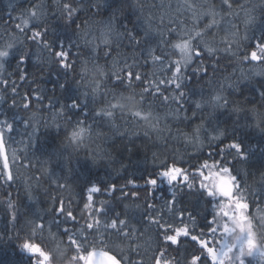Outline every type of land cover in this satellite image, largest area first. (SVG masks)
I'll use <instances>...</instances> for the list:
<instances>
[{
	"label": "snow or ice",
	"instance_id": "snow-or-ice-1",
	"mask_svg": "<svg viewBox=\"0 0 264 264\" xmlns=\"http://www.w3.org/2000/svg\"><path fill=\"white\" fill-rule=\"evenodd\" d=\"M105 3L106 0H73V2H69V0H63V2L62 0H53L55 7L51 11V17L62 21L65 28L72 32V38L65 42L54 38L52 35L54 33L53 28L51 32L49 31V12L44 0H37V2L29 4L27 8L20 7L16 0H8L5 9L8 21L13 19V14L15 13V19L18 21L15 24V28L20 33H25L26 29L31 32V35L27 38L33 41L36 46V51L33 55L34 63L37 65V72L51 71L52 66L57 65L62 70L55 74L57 76L58 89L62 92L74 90L75 98L69 104L60 103L58 99L46 96V90L41 88L39 91L33 89L31 93H25L21 97V103L18 105L15 99L18 95L17 86L15 81H12L11 92L13 99L8 110L4 109V105L7 103L5 95H0V149H2L0 158L3 160L2 168H0V183L11 184L16 179L13 169H17L19 166L35 168L40 172V166L43 162L34 153L31 156L25 153L21 157L13 149L10 166L9 156L5 151L6 134L12 133L14 125L18 122L24 124L25 127H32L28 147L33 149L39 133V129L36 126L37 122L34 119L30 117L25 119L15 111H11V115H9L11 109L22 107L24 110H31L34 108L40 112L45 107L44 101L47 100L46 107L52 111L53 120H56L57 116L64 117L69 125L79 127L82 131L87 129L97 139H102L104 144H107L112 139L103 130L104 127L109 128L115 135L132 137L127 127L121 131L117 125L115 105L110 97L103 95V93H100L99 97H97L88 90L79 87L77 81L81 80L82 77L76 71L80 63L87 59H91L94 63H100L96 54L97 46L93 43L96 37L91 33L93 27L99 29L103 37L101 43L107 46L105 51L106 60L114 61V58L111 57V52L114 50L112 45L115 43L118 47L120 41L127 36L134 46H140V53L145 62L150 60L154 65L159 64L161 69L165 67L171 69L170 76L167 79H160L158 83L153 82L151 85L146 83V86L140 91L143 101L145 100L144 94L150 93L160 98L167 109L166 111L155 113L149 111L147 114L155 117L158 132L159 144H153L156 149L152 154L153 160L160 158L159 151L162 148H167L169 142L173 141L183 143L185 146L190 145L194 149L202 148L206 141L208 143L218 141L221 145L227 142L226 146L217 153L220 160L218 162L213 161L211 165L218 172H227L232 180L231 196L217 195L214 189L208 187L212 178L209 175V162L207 160L194 170L191 177L183 167L177 166L173 162L171 166L165 163L158 173L149 174L144 179V187L150 194L157 189L161 182L169 186L171 194L165 201V206L169 212L174 211V206L178 203V196L184 195L196 196L201 199L207 198V202L211 204L213 209L211 218H206L207 236L203 235L204 228H201V234H196L189 229V225L184 222L186 210L178 211L176 214V219L182 226L164 221L156 215L147 216L149 223L157 225L159 237L162 241V245L158 243L152 250L154 264H173V262L175 264H181V262L182 264H253V261L256 264H264V247L261 246L259 238L255 241H250L247 233L239 235L226 233L224 232V225L218 223V216H224V224L230 223L227 216L220 211V207L230 200H236L247 205L248 212L246 216L259 225L260 219L264 218V171H260L258 174L249 173L246 166L236 167L237 163L247 161L248 153L255 151V149L250 147L246 150L229 129L216 125L215 115L217 112L227 109L234 117V127L254 129L260 134H264V118H257L258 113L255 107L245 108L238 102L231 101L228 95L225 94L223 86L207 96L202 94L196 99H191L189 96V84L187 83V81L195 78L198 73H206L208 70L202 59L191 67L192 75H188L189 67L193 65L194 59L202 56V52L207 54L204 59H217V63L218 57L223 54L232 60H240L242 64H246L248 74L246 75L241 71L240 77L245 82H252L253 76H264V72L256 71L257 68H264V0H260L259 4L252 3V0H244V3L236 6L244 13L243 35H240L238 25L233 19L239 14L234 8V0H221V8L207 3H198L195 0H179L177 11L189 14L193 27L191 29L181 28L180 39L172 44V48L179 52V58L175 60H167L163 54H157V49L161 45L168 44V41L163 39V35L158 31V28L153 27V15H149L146 19L143 18L145 5L142 0H124V6L114 10L112 16L108 19L99 16V10ZM152 7L155 8L157 6L153 4ZM159 7L164 8V5L161 4ZM128 10L136 13L137 21L141 24L142 34H137L133 29H128L126 26L122 31L118 26L119 18ZM81 13H90V15H87L83 23H77ZM165 15H167L170 24L177 23L176 19L168 14L167 9H165V14L160 17L161 21H163ZM97 16H99V19H96ZM203 17H210L211 19L203 28H197L196 22ZM220 33L223 34L221 35ZM90 35L92 36L91 40L88 39ZM138 36H140V39H137ZM237 36H242V41L236 42L235 37ZM193 41H196V43L194 44ZM21 44H23V41H21ZM85 48L89 49L88 55H83ZM242 48L251 49V51H246L241 56ZM13 53L17 54L16 62L18 68L25 65L30 55L24 47H16L12 42L0 46V84L5 89H7L9 80L3 78V73L5 72L7 61ZM135 65V59L131 64L125 60L119 68H117V62L104 64L109 71L105 81L98 88L103 89L105 92L117 87H120L121 91L136 90L135 82L146 81V78L142 77L139 72L133 71ZM213 69L215 70V66H213ZM25 79L26 74L22 72L20 80L23 81ZM35 82V79L31 80V83ZM161 85L167 86L163 92ZM228 87L235 90V88L239 87V84H236L235 87L229 84ZM93 91L95 92L96 90ZM260 95L262 101H264V91H261ZM189 101L193 106L192 117L197 114L201 117L199 123L192 125L191 132L187 131L189 125L186 123L190 119L187 115L188 109L185 107ZM173 103L176 105L175 108L172 107ZM181 112L184 113L183 116H181ZM253 113L256 115H253ZM145 115V113L141 112L131 116V123L141 121L145 118ZM89 120L91 122L86 123ZM127 123L129 121L125 120V124ZM53 126L54 129L63 131V137L67 135V128L59 123H54ZM204 134H207V136ZM55 156L63 161L66 175L61 178L53 175L51 170L46 178H51V182L60 190H63L69 184L78 189L77 185L69 181V177L72 174V165L78 158H73L70 154L60 152L59 148ZM95 156V152L91 156L85 154V159L90 160L92 165L95 166L97 165ZM228 157L231 159H227ZM114 161L115 159L108 166L111 167L115 176L120 177L127 166L121 163L117 167ZM241 174L247 178L251 176L252 179L256 180V183L249 184L246 180L241 182L238 179ZM36 180L39 181L40 176H37ZM129 186L132 188L140 187L135 180L130 178L124 179L123 185L119 188L116 183L111 181L103 185L98 183L87 185L82 190V192H86V202L83 207L88 204L92 206L93 211L89 213L90 222L80 224L79 227H75L74 223L75 231H73L68 227V224L69 222L78 223V220L73 211L70 210V202L69 206L66 207L64 200L61 199L58 207L45 209L32 196L31 186L26 185V191L29 193L28 201L33 206L30 212L26 211L22 204H17L11 198L7 200L10 222L13 228H19V232L22 234L16 237L19 240L18 248L20 250L17 255V264H25V257H27V264H42L41 255L30 251L29 248L35 246L43 251L45 245L37 243L36 240L38 237L43 238L45 232L49 236L66 237L67 244L73 247V258L78 259L79 264H86L88 257H92V264H144L142 258H138L135 261L131 258L132 253H135L137 257L140 255V244L137 236L139 229L134 226L126 215L121 218V214L111 205L110 200H100L99 206L94 204L93 194L100 193L102 189L110 198H114L113 194L119 191L121 197L130 195L133 199H137L139 197L138 191L131 193L125 191ZM147 207L151 209L154 205L149 203ZM253 207L256 208L255 214L250 212ZM233 214L235 213L233 212ZM187 216L190 221L195 222L196 216L193 212L187 211ZM25 218H29L31 222L39 227V235L30 237L23 231L21 225ZM141 219H144V217H141ZM53 226H55V232L52 230ZM85 227L89 230L88 233L85 232ZM93 230L101 235L108 230H112L119 237L127 239V254H121L118 258L116 254H110L109 251H97L94 247L84 254L83 250L87 236L94 234ZM182 237L185 239L182 240ZM2 239L3 236H0V240ZM133 241H136L134 246ZM187 241L194 242L193 247H198V250L191 251L181 261L172 253H179L180 248ZM217 245L219 246L217 247ZM185 252L188 253L187 248H185ZM101 257H103L102 260L100 259Z\"/></svg>",
	"mask_w": 264,
	"mask_h": 264
},
{
	"label": "trees",
	"instance_id": "trees-1",
	"mask_svg": "<svg viewBox=\"0 0 264 264\" xmlns=\"http://www.w3.org/2000/svg\"><path fill=\"white\" fill-rule=\"evenodd\" d=\"M37 0H16V3L23 8H27L29 4L35 3ZM63 2V0H62ZM73 2V0H69ZM198 3H207L214 5L217 8H221V0H195ZM44 3L49 12L48 26L51 32L52 28L54 33L52 35L56 40H63L65 42L72 38V32L65 28L62 21L56 20L51 17V11L54 9L53 0H44ZM145 7L144 19L149 15H153L152 24L154 28H158V31L162 33L163 39L168 41V44L161 45L157 49V54H163L167 60H175L179 58L178 50L172 48V44L176 43L179 39V33L181 28L191 29L193 22L189 14L181 13L177 11V5L179 0H142ZM244 3V0H234V8L239 13L238 16L233 17L234 22L238 25L240 35H243L244 26L243 19L244 13L236 6ZM252 3L259 4L260 0H252ZM8 0H0V46L5 43L12 42L16 47H24L29 52V58L26 60L25 65L17 67V54L13 53L6 64L3 78L9 80L7 89L0 84V95H5L7 103L4 105V109L8 110L9 105L12 103L13 94L11 92L12 81H15L17 86L18 95L15 97L17 104L21 103V97L25 93H31L33 89L39 91L41 88L46 90V96L50 98L58 99V102L69 104L75 98L74 90L62 92L58 89L57 72H61L57 65H53L51 71H44L43 73L37 72V65L34 63V53L36 46L33 41L27 37L31 35V32L26 29L25 33H20L15 24L18 22L15 19V13L13 19L8 21L6 15V7ZM155 4L157 7H152ZM163 4L164 8H160L159 5ZM124 6V0H106V3L99 10V16L104 19H108L112 16L114 10L120 9ZM248 6V5H246ZM165 9L168 10V14L172 15L177 23H171L167 19V15L163 21H161V15L165 14ZM89 14L81 13L77 23H83ZM99 16L96 19H99ZM210 17H203L196 22L197 28H203L210 21ZM182 21V24H181ZM180 25V26H178ZM118 26L123 31L126 26L128 29H133L137 34L141 33V24L137 21L136 13L128 10L124 12L118 20ZM31 27V25H30ZM92 35L96 37L93 43L97 46L96 54L99 57L100 63H94L91 59L82 61L77 67L76 71L82 77L77 81V84L82 89L88 90L91 94L99 97L100 93L110 97L112 103L115 105L116 123L120 130L123 131L126 127L131 133V138L127 135L120 136L113 134L109 128L104 127L103 130L107 132L112 139L104 144L102 139H97L96 136L90 133L87 129L81 130L79 127L69 125L64 117L57 116L56 120L52 118V111L49 110L47 100L44 101L45 107L42 111L38 109L24 110L22 107H17L9 111H15L19 116L28 119L29 117L37 122L39 133L33 149L28 147L29 136L32 132V127H25L22 123L14 125V131L10 134H6L5 151L9 156V163L11 166V152L16 150L18 156L23 157L25 153L29 156L34 155L42 159L40 166V172L35 168H27L19 166L17 169H13V174L16 179L11 184L0 183V236L3 239L0 240V264H17L18 254L20 252L18 248L19 240L16 239L18 235H22L19 232V228H13L10 222V214L7 208V200L11 198L17 204H22L26 211L32 210V205L28 201V191H26V185L31 186V194L38 201L41 207L55 208L59 206L61 199L64 200L65 206H69L70 210L77 217L78 223L69 222L68 227L75 231V227H79L80 224H87L89 221V213H92L93 209L91 204L85 205L86 192L82 190L91 183L105 184L109 181L117 184L118 188L124 183V179L130 178L135 180L140 187L132 188L129 186L125 191L139 192V197L133 199L130 195L121 197L119 191L113 194L114 198L107 196L106 192L94 193V204L99 206L100 200H110L111 205L121 214V218L126 215L129 220L139 229L137 236L140 244L139 257L135 253H132V260L142 258L144 264H154L152 259V250L157 244L162 245V241L159 237V229L154 223H149L147 216L156 215L164 221L175 223L177 226L180 222L176 219L178 211H185L184 222L189 225V229L196 234H201V228L205 231L203 235L207 233V220L211 218L212 207L207 202V198H199L196 196H178V203L174 206V211L169 212L165 206L166 198L170 196L169 186L161 182L157 189L149 193L144 187V179L149 174L158 173L165 163L171 166L173 162L177 166L183 167L190 175L196 168L200 166L205 160L209 162L208 171L210 172L213 161H219L220 157L217 153L221 148L226 146L219 144L218 141L208 143L207 141L202 148H192L190 145L185 146L183 143L169 142L167 148H162L159 151V157L155 161L153 160V151L156 149L153 144H159L157 125L155 117L147 115L149 111L163 112L165 108L162 100L157 96H153L150 93H146L145 100H142V88L147 85H151L153 82L158 83L160 79H167L170 76L171 69L165 67L161 69L159 64H153L150 60L145 62L143 56L140 53V46H134L130 39L125 36L119 46L114 43L111 52L113 60L105 59V51L107 46L101 43L103 37L98 28L93 27L91 29ZM221 35L223 33H220ZM113 39L112 37H109ZM88 39H92L90 35ZM140 39V36L137 37ZM236 42L242 41V36L235 37ZM23 41V44H21ZM195 44L196 41H193ZM221 50H223L221 48ZM250 52L251 49H241V56L245 52ZM89 49L83 50V55H88ZM206 53L202 52L200 58H196L193 61V65L189 67L188 75L191 76V67L195 66L200 60L203 59L204 65L207 67V72L198 73L197 76L187 83L189 84V96L191 99H196L202 94L205 96L212 93L214 90L223 86L224 92L228 95L231 101L238 102L245 108L255 107L257 109L258 117L264 118V101L261 99V91H264V76H253L252 82H245L240 79L241 71L246 75L248 74V67L246 64H242L240 60H232L230 57L221 54L217 59H204ZM136 60V65L133 68L134 72H139L142 77L146 78L142 81L135 82L136 90H124L121 91L120 87L111 89L110 91H103L98 88L104 81L108 74V69L104 64H110L117 62V68L122 66L123 62L127 60L129 64ZM250 63V62H249ZM215 66V70L213 69ZM256 71L264 72V68H257ZM26 74V79L21 81V73ZM11 74V75H9ZM35 74V75H33ZM201 77H203L201 79ZM35 79V83H31V80ZM114 82V81H113ZM232 84L234 87L239 84L238 88L233 90L228 85ZM166 85H161L162 92L166 89ZM56 89L55 91H53ZM93 90H96L95 92ZM115 91V92H113ZM171 103V102H170ZM172 107L176 105L173 103ZM185 107L188 109L187 115L189 116V127L187 131L191 132L192 125L200 122V115L197 114L192 117L193 106L189 101ZM145 113V118L139 122L131 123V116L137 113ZM184 113L181 112V116ZM253 115H256L253 113ZM75 118V117H74ZM125 120L129 123L125 124ZM234 117L229 113L227 109L219 111L215 115V124L229 129L232 132L238 142L244 146L247 150L250 147H254L255 151L248 153L247 161L237 163L236 167L246 166L249 173H259L264 171V134L258 133L254 129H246L234 127ZM91 121H86L90 123ZM54 123H59L61 126L67 128V135L63 137L62 130L54 129ZM183 127V125H181ZM175 131V129H174ZM207 136V134H204ZM60 145V147H59ZM63 153L70 154L73 158H78L72 165V174L69 177V181L78 186L75 188L72 184H69L63 190L57 188L51 182V178H46L49 171L52 170L53 175L61 178L65 177L66 170L62 160H59L55 153L58 150ZM95 152L97 165H92L91 161L85 159V154L89 156ZM114 164L119 167L121 163L127 167L120 177L113 174L111 167L108 165ZM227 159H231L228 157ZM35 163V161H33ZM2 159L0 158V168H2ZM207 171V170H205ZM178 174V173H176ZM40 176V180L37 181L36 177ZM258 178V177H257ZM247 183L255 184L256 180L251 176L247 178ZM209 187V185H208ZM153 204V208H148L147 204ZM187 211H191L195 214L196 220L193 223L187 216ZM103 215V214H102ZM144 217V219H141ZM75 223V227L73 224ZM23 231L28 236L39 235L40 229L29 218H25L21 225ZM56 231L55 226L52 229ZM85 232L89 230L85 227ZM87 236V241L84 248V254L90 251L93 247L97 251H109L110 254H116L119 256L126 255L128 251V241L125 238L119 237L114 231L108 230L103 235L96 233ZM185 239V238H184ZM183 240V239H182ZM37 243H43L45 248L41 251L38 247H30L29 250L37 252L42 257V264H79L78 259H74L73 247L67 244L66 237L49 236L45 232L44 237H38ZM133 246L136 241H133ZM194 242L187 241L179 253H172L177 259L183 261L185 255H189L191 251L198 250L193 247ZM185 248L188 249V253L185 252ZM250 259V258H249ZM25 264H27V257H25ZM175 264V262H173ZM182 264V262H181Z\"/></svg>",
	"mask_w": 264,
	"mask_h": 264
},
{
	"label": "flooded vegetation",
	"instance_id": "flooded-vegetation-1",
	"mask_svg": "<svg viewBox=\"0 0 264 264\" xmlns=\"http://www.w3.org/2000/svg\"><path fill=\"white\" fill-rule=\"evenodd\" d=\"M215 175L216 177L218 176V178L222 176V178L226 179L232 187V180L227 172H218L216 170ZM238 179L243 182V180H247V177H244L241 174ZM220 211L227 216L230 222L229 224H224V216H218V223L224 225V232L231 233L233 235L247 233L250 241H255L257 240V238H259L261 246L264 247V218H261L259 221V225H257L246 216V213L248 212L247 205L242 204L236 200H230L228 203L222 204L220 207ZM233 212L235 214H233ZM250 212L255 214L256 208H251ZM218 246L219 245H217V247ZM254 264H256L255 261Z\"/></svg>",
	"mask_w": 264,
	"mask_h": 264
},
{
	"label": "water",
	"instance_id": "water-1",
	"mask_svg": "<svg viewBox=\"0 0 264 264\" xmlns=\"http://www.w3.org/2000/svg\"><path fill=\"white\" fill-rule=\"evenodd\" d=\"M1 151H2V149H1ZM219 190H220V193L222 194V195H228V196H230L231 195V186L228 184V182H226V181H224V182H222L221 184H220V186H219ZM94 259H96L95 257H94ZM101 260L103 259V257H101L100 258ZM86 264H92V257H88L87 258V261H86Z\"/></svg>",
	"mask_w": 264,
	"mask_h": 264
},
{
	"label": "rangeland",
	"instance_id": "rangeland-1",
	"mask_svg": "<svg viewBox=\"0 0 264 264\" xmlns=\"http://www.w3.org/2000/svg\"><path fill=\"white\" fill-rule=\"evenodd\" d=\"M215 177H216V175L215 176H211L212 179H211V183L209 184V186H212L213 185L214 180H215ZM216 179H218V176L216 177Z\"/></svg>",
	"mask_w": 264,
	"mask_h": 264
},
{
	"label": "clouds",
	"instance_id": "clouds-1",
	"mask_svg": "<svg viewBox=\"0 0 264 264\" xmlns=\"http://www.w3.org/2000/svg\"><path fill=\"white\" fill-rule=\"evenodd\" d=\"M250 247H251V243H250Z\"/></svg>",
	"mask_w": 264,
	"mask_h": 264
}]
</instances>
